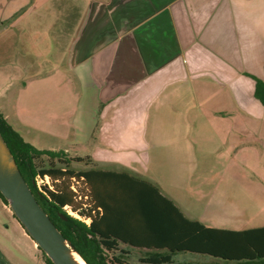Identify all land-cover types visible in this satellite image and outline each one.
I'll return each mask as SVG.
<instances>
[{"label":"crops","instance_id":"obj_1","mask_svg":"<svg viewBox=\"0 0 264 264\" xmlns=\"http://www.w3.org/2000/svg\"><path fill=\"white\" fill-rule=\"evenodd\" d=\"M51 1L2 0L0 23L11 26L19 10ZM69 1L81 18L72 33L68 18L60 38L68 42L65 68L72 73L68 91L76 104L71 110L55 107L60 86L38 80L43 72L21 74L11 91L10 80L22 68L2 49L5 119L37 149L85 158L81 170L149 181L187 218L226 229L190 216L186 201L198 200L205 168L215 159H227V195L234 198L237 153L246 160L253 145L264 151V105L248 75L264 80V0ZM154 253L123 244L115 255L141 264ZM135 255L137 262L131 260ZM0 264H48L1 198Z\"/></svg>","mask_w":264,"mask_h":264},{"label":"trees","instance_id":"obj_2","mask_svg":"<svg viewBox=\"0 0 264 264\" xmlns=\"http://www.w3.org/2000/svg\"><path fill=\"white\" fill-rule=\"evenodd\" d=\"M248 75L256 81L255 97L264 105V80ZM0 133L36 199L87 264H133L115 255L123 244L156 251L141 258V264H198L175 263L173 255L184 251L247 264L264 260V226L244 230L207 227L187 218L149 181L95 169L76 170L73 165L85 164L87 159L37 149L1 111ZM45 176L50 177L53 189L47 185L37 188L36 178ZM73 179L87 187L85 199L72 190ZM0 198L9 205L1 193ZM65 206L91 222L69 215Z\"/></svg>","mask_w":264,"mask_h":264},{"label":"rangeland","instance_id":"obj_3","mask_svg":"<svg viewBox=\"0 0 264 264\" xmlns=\"http://www.w3.org/2000/svg\"><path fill=\"white\" fill-rule=\"evenodd\" d=\"M76 1L79 6L85 3V0ZM73 3L69 0H54L53 3L51 1L46 6L30 4L13 15L11 26L10 23L7 26L0 23V34H6L4 37L0 35V50L9 49L13 54L12 62L22 68L21 71L15 70V77L10 80L13 84L15 83L11 91H14L20 83L21 74L31 76L38 71L46 73L38 80H53L54 86L58 84L60 86L59 98L54 103L52 99L51 104L66 110H71L76 104L68 91L71 83L67 79L72 76V73L65 68L68 42L65 38H60L61 29L65 26L68 18L73 22L71 23V33L73 25L79 24L80 9L77 6L74 7ZM53 15H56L57 20L49 31ZM46 29H48V33H46ZM48 46L52 47L51 54L44 55L43 52ZM42 64L44 66L39 69L38 66ZM24 66H27V72L23 71ZM47 73L51 75L49 79L45 77L48 76ZM31 86L32 89H35V84ZM242 150L244 153L245 149ZM246 150V160L242 154L237 153L238 165L235 169L237 182L234 198L227 195L229 174L228 168L225 166L227 159H221L220 162L215 159L213 165L205 168L203 183L196 195L198 200H190V203L186 201L192 211L190 216L209 218L211 220L208 222L213 226H224L226 229L243 230L264 226V151L255 145ZM73 168L81 170L84 169V165L75 163ZM78 182L72 180L71 185L75 184L79 194L85 199L86 186L82 181ZM86 206L85 204L84 208ZM64 211L77 219L86 220L74 212L70 206L67 210L64 208ZM174 259L177 263L247 264L186 251L176 253ZM131 260L137 262V256L135 255ZM252 264H264V260Z\"/></svg>","mask_w":264,"mask_h":264},{"label":"water","instance_id":"obj_4","mask_svg":"<svg viewBox=\"0 0 264 264\" xmlns=\"http://www.w3.org/2000/svg\"><path fill=\"white\" fill-rule=\"evenodd\" d=\"M0 193L26 232L53 264H87L36 199L1 133Z\"/></svg>","mask_w":264,"mask_h":264},{"label":"built area","instance_id":"obj_5","mask_svg":"<svg viewBox=\"0 0 264 264\" xmlns=\"http://www.w3.org/2000/svg\"><path fill=\"white\" fill-rule=\"evenodd\" d=\"M73 181L79 183V182L76 181L75 179H73ZM41 184H43V185H47L50 189H53V185L51 184V179H50L49 176H45L44 178L37 177V178H36V185H37V188L40 189V190H41V186H42ZM71 188H72V190H73L75 193L79 194V191L77 190L75 184H73V185L71 186ZM79 198H81V197L79 196ZM64 208L67 210L68 206H65ZM85 221L88 223L89 219H86Z\"/></svg>","mask_w":264,"mask_h":264}]
</instances>
